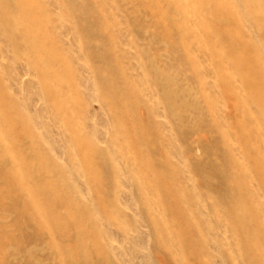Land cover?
I'll list each match as a JSON object with an SVG mask.
<instances>
[{
    "label": "rangeland",
    "instance_id": "rangeland-1",
    "mask_svg": "<svg viewBox=\"0 0 264 264\" xmlns=\"http://www.w3.org/2000/svg\"><path fill=\"white\" fill-rule=\"evenodd\" d=\"M245 75L264 0H1L0 264H264Z\"/></svg>",
    "mask_w": 264,
    "mask_h": 264
},
{
    "label": "bare ground",
    "instance_id": "bare-ground-1",
    "mask_svg": "<svg viewBox=\"0 0 264 264\" xmlns=\"http://www.w3.org/2000/svg\"><path fill=\"white\" fill-rule=\"evenodd\" d=\"M1 1V0H0ZM196 2H197V5H198V0H196ZM254 2V1H253ZM255 3H256V1H255ZM254 3V4H255ZM196 4V3H195ZM199 5H200V3H199ZM196 7H200V6H196ZM201 8V7H200ZM199 8V9H200ZM249 13V12H248ZM250 14V13H249ZM256 15V14H255ZM211 22H205L204 21V23H203V26H205L206 27V29H210V27H211ZM213 28V27H212ZM215 30H217L216 28H214ZM209 32V31H208ZM224 35V37H226V38H224V40H217V44L220 42V41H224V42H227V44H228V49H227V51H225V52H229V53H231V54H233V55H237V56H240V55H242V52L241 51H235V49H234V47H233V43L232 42H229L230 40H228V32H226V31H222V30H220V35ZM208 36V35H207ZM209 36H211L210 34H209ZM217 37H219V36H217ZM211 37H209V39H210ZM216 37H214L213 38V40L215 39ZM222 38V39H223ZM211 41V40H210ZM215 44H216V42H214ZM220 45H221V43H220ZM215 54V53H214ZM217 54H219L218 52H217ZM226 54H228V53H226ZM226 54H225V56H226ZM222 55H223V53H222ZM217 57V56H216ZM220 57V56H219ZM224 57V56H223ZM228 57V56H227ZM238 58V57H237ZM227 62H229V61H227ZM234 65V64H233ZM235 67H236V64H235ZM42 68V67H41ZM43 70V69H42ZM231 72V71H230ZM235 72H237L236 70H235ZM237 74V73H236ZM233 78V77H232ZM240 80H242L246 85H248L249 87V90H250V94H249V96H248V100L249 101H251L253 104H255L256 105V108H255V110H256V112H258L260 115L262 114V116H264V87L263 86H261V85H259L257 82H256V78H254V79H248V76H246L245 75V77L243 76ZM242 83V82H241ZM229 85V84H228ZM111 91V90H110ZM105 96H107V95H105ZM247 98V97H246ZM250 102V103H251ZM245 135V134H244ZM256 144V143H255ZM257 145H258V143H257ZM262 152V151H261ZM264 153V152H263ZM243 245V244H242ZM248 246V245H247ZM261 255V254H260Z\"/></svg>",
    "mask_w": 264,
    "mask_h": 264
}]
</instances>
